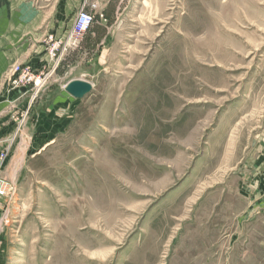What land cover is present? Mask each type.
<instances>
[{
    "label": "rangeland",
    "instance_id": "rangeland-1",
    "mask_svg": "<svg viewBox=\"0 0 264 264\" xmlns=\"http://www.w3.org/2000/svg\"><path fill=\"white\" fill-rule=\"evenodd\" d=\"M91 14L98 38L75 43L76 17L42 40L44 68L27 56L8 71L11 92L29 68L49 80L0 152L12 188L0 264H264V195L246 167L264 147V0H123L116 17ZM76 55L87 61L72 80L93 90L36 124Z\"/></svg>",
    "mask_w": 264,
    "mask_h": 264
},
{
    "label": "crops",
    "instance_id": "crops-1",
    "mask_svg": "<svg viewBox=\"0 0 264 264\" xmlns=\"http://www.w3.org/2000/svg\"><path fill=\"white\" fill-rule=\"evenodd\" d=\"M86 0H0V152L9 149L11 134L14 132V118L25 108L31 106L32 96L28 89H18L11 92L8 82V71L14 62L23 63L27 56L31 57L30 65L34 68H44L47 55L42 40L50 33L60 36L65 30L72 29L74 21L83 8ZM89 2V1H88ZM102 13L118 16L123 0H90ZM94 28V27H93ZM96 29V28H94ZM98 38V33L92 29L88 34ZM86 40L83 47L86 48ZM80 55V54H79ZM76 57L68 59L60 70L59 80L43 92L32 110V119L36 124L46 113L66 111L75 101L70 94L60 90L59 86L68 84L73 78H80L78 70L87 58ZM71 62H73L71 64ZM91 66L85 67L90 70ZM65 72V73H64ZM77 72V73H75ZM72 77V78H71ZM86 80V79H84ZM53 102L51 106L47 100ZM67 103L59 106V103ZM58 104V107L56 106ZM56 106V107H55ZM65 110V111H64ZM26 133V132H25ZM30 147L27 134L21 135L13 147L10 156L9 177L15 173V167L25 156V149ZM260 154L247 160V172L251 175V184L257 194L264 195V147Z\"/></svg>",
    "mask_w": 264,
    "mask_h": 264
},
{
    "label": "built area",
    "instance_id": "built-area-1",
    "mask_svg": "<svg viewBox=\"0 0 264 264\" xmlns=\"http://www.w3.org/2000/svg\"><path fill=\"white\" fill-rule=\"evenodd\" d=\"M89 1V2H88ZM97 5L95 3H90V0H86L83 8L79 11L77 15L76 23L72 29L73 36H77L75 43H78L80 36L88 33L91 31L93 17L91 14V11L96 10ZM49 41L55 42V39L53 35L49 38ZM53 58H57V54L53 52ZM57 64L55 65L56 69L60 64L61 60L60 58H57ZM48 78L44 76L43 74H34L32 69H27L21 72L19 77L15 80L16 86L18 89H28L33 92L34 98H37L38 94L41 92L42 89L45 88L46 85H48ZM31 84H33L31 86ZM4 163V156H0V212L1 209L6 205L7 199L10 197V193L12 191V188L10 184L7 182L6 179H4L1 176L2 167ZM3 218L0 217V230H1V224H2Z\"/></svg>",
    "mask_w": 264,
    "mask_h": 264
},
{
    "label": "water",
    "instance_id": "water-1",
    "mask_svg": "<svg viewBox=\"0 0 264 264\" xmlns=\"http://www.w3.org/2000/svg\"><path fill=\"white\" fill-rule=\"evenodd\" d=\"M93 90V85L85 80H72L66 86V92L75 99H82Z\"/></svg>",
    "mask_w": 264,
    "mask_h": 264
},
{
    "label": "bare ground",
    "instance_id": "bare-ground-1",
    "mask_svg": "<svg viewBox=\"0 0 264 264\" xmlns=\"http://www.w3.org/2000/svg\"><path fill=\"white\" fill-rule=\"evenodd\" d=\"M85 81H86V80H85ZM88 82H89V81H88ZM67 85H68V84H67ZM65 90H66V88H65ZM32 100H33V101L31 102V104L36 100V98L33 97ZM14 187H15V185H14Z\"/></svg>",
    "mask_w": 264,
    "mask_h": 264
}]
</instances>
